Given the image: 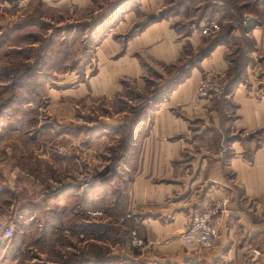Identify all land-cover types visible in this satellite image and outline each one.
<instances>
[{
    "label": "rangeland",
    "instance_id": "374dc122",
    "mask_svg": "<svg viewBox=\"0 0 264 264\" xmlns=\"http://www.w3.org/2000/svg\"><path fill=\"white\" fill-rule=\"evenodd\" d=\"M73 1L0 0V193H6L0 211L8 218L13 219L22 206L21 198L16 199L17 195L23 197L22 191L17 194L15 185L19 171L31 172L40 182H47L49 177L62 181L68 172L74 180L72 186L78 190V179L85 173L99 178L96 186L113 179L118 184L122 177L128 183L131 159L137 153L139 139L149 134L156 110L167 106L182 116L185 104L164 103L169 101L174 88L171 85L177 76L185 74L182 80L188 77L217 45L225 46L227 66L201 72L193 98L213 105L219 124L204 127L200 138L214 140L213 149L224 157L229 155L230 142L261 138L264 128L250 132L235 129L230 133L229 121L234 116H227L225 111L236 84L243 83L247 88L254 78L264 77V0H163L158 8L146 10L141 9L140 0ZM129 11L135 17L125 16ZM161 20L167 22L177 40L183 41L178 59L162 63L132 54L140 61L141 75L135 79L115 78L111 85L115 90L97 93L96 81L101 74L107 79L112 77L113 69H117L113 61L126 55L129 39ZM210 20H215L220 29L200 35L197 29ZM256 27L262 32L254 36L251 31ZM192 34L199 36L195 47ZM248 73L253 81L247 78ZM208 77L222 90L200 96V80ZM201 122L191 121L189 133L199 129ZM126 212L131 213L127 221H139L137 209L132 207ZM110 228L112 234L105 233L104 238L126 250V227ZM15 229L19 234L20 227L15 225ZM53 231L47 227L40 234L46 237ZM29 234L37 235L32 229ZM15 244L7 243V260L0 264H21L23 259L31 261L30 257H35L30 250L24 252V257L17 254ZM38 247L46 249L44 245ZM46 250L50 252L51 248ZM104 251L106 254L108 248ZM49 255L52 261L56 259ZM64 260L66 264L78 261L76 255L60 262Z\"/></svg>",
    "mask_w": 264,
    "mask_h": 264
},
{
    "label": "crops",
    "instance_id": "0c3cea01",
    "mask_svg": "<svg viewBox=\"0 0 264 264\" xmlns=\"http://www.w3.org/2000/svg\"><path fill=\"white\" fill-rule=\"evenodd\" d=\"M76 1L84 4L87 0L73 2L77 4ZM161 2L140 0V6L142 10L158 8ZM133 14L129 11L125 16L131 19L135 17ZM251 32L256 36L262 30L256 27ZM198 35L191 36L194 47L199 43ZM182 45L183 41L174 37L166 21L146 26L129 39L126 55L113 61L117 69H113L112 77L100 75L97 93L110 94L115 78L135 79L141 75L140 61L132 54L138 53L145 60L173 63ZM224 52L225 46H215L191 69L188 77L174 86L169 101L164 103L185 104L182 116L167 106L156 110L149 134L139 139L137 153L131 159L133 168L128 183L122 177L118 184L113 179L81 192L72 186L74 180L68 172L62 181L49 177L47 182H40L31 172H16V191L17 194L22 191L24 198L16 197L21 198L22 206L14 217V225L20 227L18 236L15 229L14 246L22 257L26 250L35 256L30 257L31 261L23 259L21 264H66L60 260L75 255L78 261L70 264H264V133L259 140L244 141L249 144L240 140L230 142L229 155L225 157L213 149L214 140H208V136L200 138L204 127L219 124V114L213 105L193 98L194 92L201 72L227 66ZM247 78L253 81L251 73ZM261 90L264 91V77L254 78L253 85L247 88L243 83L236 84L229 93L230 106L224 111L227 116H234L229 121L230 133L235 129L250 132L264 128ZM194 119L203 123L189 133ZM54 169L57 170L55 166ZM43 185L49 188L42 189ZM5 194L0 193V203ZM225 197L229 200L225 209L214 218L218 231L215 245L200 250L185 246L180 234L190 224L193 212ZM132 207L137 209L139 221L119 222V216ZM96 210L102 214H90ZM82 224L87 225L84 230ZM103 224H108V228ZM110 226L126 227V250L104 238L105 233L112 234ZM131 226L137 228L138 236L145 241L140 248L131 246ZM42 227L54 231L44 237L40 234ZM30 229L37 235L29 234ZM39 245L50 247L51 251H43ZM8 246L0 247V263L7 260L4 254ZM255 249L260 250L259 255L253 253ZM49 253L56 258L54 261L52 257L49 259ZM34 259L38 262L32 263Z\"/></svg>",
    "mask_w": 264,
    "mask_h": 264
},
{
    "label": "built area",
    "instance_id": "2783aa9c",
    "mask_svg": "<svg viewBox=\"0 0 264 264\" xmlns=\"http://www.w3.org/2000/svg\"><path fill=\"white\" fill-rule=\"evenodd\" d=\"M220 29V26L215 20H210L205 23H201L197 31L200 35H209L215 33ZM224 79V78H223ZM221 82V81H219ZM219 83L214 84L212 78L208 77L200 80L198 86V95H207L210 93L218 94L222 90V86L219 87ZM99 183V178H95L90 174H83L78 179L79 190H89L93 186ZM228 198L217 199L211 202L208 206L196 210L193 212L190 224L181 234V238L185 246L193 249L200 250L211 248L215 245L218 237L217 227L214 223L215 216H218L226 207ZM92 215H101L102 211H92ZM131 218V213L126 212L119 216L118 221L124 222ZM15 232L14 218H8L3 212L0 211V247L5 246L9 240L13 237ZM130 242L134 248H140L144 245V239L139 237L134 230L130 231ZM255 255H259L260 250H253Z\"/></svg>",
    "mask_w": 264,
    "mask_h": 264
},
{
    "label": "trees",
    "instance_id": "16d2710c",
    "mask_svg": "<svg viewBox=\"0 0 264 264\" xmlns=\"http://www.w3.org/2000/svg\"><path fill=\"white\" fill-rule=\"evenodd\" d=\"M212 47H213V45L210 47V49H212ZM144 65V64H143ZM185 77V74H183V75H181V76H177V78L175 79V82H174V84H172L171 85V87L170 88H173L174 86H176L178 83H180L181 81H182V79ZM170 88H169V90H170ZM84 224H82L81 226H82V229L83 228H85L86 226H83ZM103 226L106 228L107 226H108V224H103ZM84 230V229H83ZM105 230V229H104ZM14 239H15V232H14V235H13V237L11 238V244H13L12 242L14 241Z\"/></svg>",
    "mask_w": 264,
    "mask_h": 264
}]
</instances>
